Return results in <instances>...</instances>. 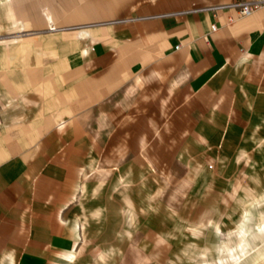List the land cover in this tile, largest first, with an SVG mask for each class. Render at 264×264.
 Wrapping results in <instances>:
<instances>
[{
  "label": "crops",
  "instance_id": "crops-1",
  "mask_svg": "<svg viewBox=\"0 0 264 264\" xmlns=\"http://www.w3.org/2000/svg\"><path fill=\"white\" fill-rule=\"evenodd\" d=\"M231 1L0 0V264H115L105 197L264 144V9Z\"/></svg>",
  "mask_w": 264,
  "mask_h": 264
},
{
  "label": "rangeland",
  "instance_id": "rangeland-1",
  "mask_svg": "<svg viewBox=\"0 0 264 264\" xmlns=\"http://www.w3.org/2000/svg\"><path fill=\"white\" fill-rule=\"evenodd\" d=\"M243 141L249 144L241 145V161L211 163L207 179L192 172V179L172 180L180 168L171 176L148 169V183L128 185L133 195L105 197L104 208L119 222L115 264H248L246 251L252 264H264V144ZM251 194L257 215L246 223L240 215Z\"/></svg>",
  "mask_w": 264,
  "mask_h": 264
},
{
  "label": "built area",
  "instance_id": "built-area-1",
  "mask_svg": "<svg viewBox=\"0 0 264 264\" xmlns=\"http://www.w3.org/2000/svg\"><path fill=\"white\" fill-rule=\"evenodd\" d=\"M217 8L228 9V10L236 9L241 17H245L252 13L260 11L261 9H264V0H232L231 2H229L228 5L214 6L212 8H206V9L214 10ZM51 31H55V30L51 28ZM211 31L212 32L215 31L214 26L211 27Z\"/></svg>",
  "mask_w": 264,
  "mask_h": 264
},
{
  "label": "bare ground",
  "instance_id": "bare-ground-1",
  "mask_svg": "<svg viewBox=\"0 0 264 264\" xmlns=\"http://www.w3.org/2000/svg\"><path fill=\"white\" fill-rule=\"evenodd\" d=\"M250 220L249 219H246V223H248ZM246 223H244L243 224V226H241V229H244V226L246 225ZM243 232H242V230H240V233L239 234H242ZM260 233L262 234V233H264V226H263V228H262V231H260ZM249 238V237H248ZM250 241V240H249ZM230 258H233V255L230 253ZM252 258V256H250V254H249V252H245V254H244V257H243V259H242V261L245 259V260H250Z\"/></svg>",
  "mask_w": 264,
  "mask_h": 264
}]
</instances>
